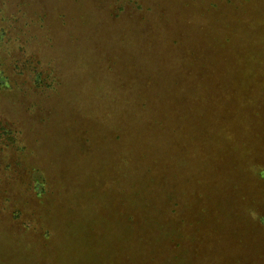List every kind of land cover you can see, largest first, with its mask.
Masks as SVG:
<instances>
[{
    "label": "rangeland",
    "instance_id": "374dc122",
    "mask_svg": "<svg viewBox=\"0 0 264 264\" xmlns=\"http://www.w3.org/2000/svg\"><path fill=\"white\" fill-rule=\"evenodd\" d=\"M0 264H264V0H0Z\"/></svg>",
    "mask_w": 264,
    "mask_h": 264
}]
</instances>
